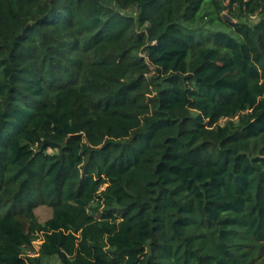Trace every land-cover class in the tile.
Here are the masks:
<instances>
[{
    "label": "trees",
    "instance_id": "trees-1",
    "mask_svg": "<svg viewBox=\"0 0 264 264\" xmlns=\"http://www.w3.org/2000/svg\"><path fill=\"white\" fill-rule=\"evenodd\" d=\"M0 264H264V0H0Z\"/></svg>",
    "mask_w": 264,
    "mask_h": 264
},
{
    "label": "rangeland",
    "instance_id": "rangeland-1",
    "mask_svg": "<svg viewBox=\"0 0 264 264\" xmlns=\"http://www.w3.org/2000/svg\"><path fill=\"white\" fill-rule=\"evenodd\" d=\"M34 214L40 223L45 222L51 217V209L45 204H37L34 209ZM39 242H36L35 248H37Z\"/></svg>",
    "mask_w": 264,
    "mask_h": 264
},
{
    "label": "water",
    "instance_id": "water-1",
    "mask_svg": "<svg viewBox=\"0 0 264 264\" xmlns=\"http://www.w3.org/2000/svg\"><path fill=\"white\" fill-rule=\"evenodd\" d=\"M224 17L229 20V21H232V19H230L226 14H224Z\"/></svg>",
    "mask_w": 264,
    "mask_h": 264
}]
</instances>
